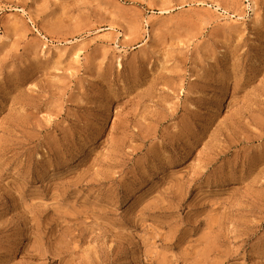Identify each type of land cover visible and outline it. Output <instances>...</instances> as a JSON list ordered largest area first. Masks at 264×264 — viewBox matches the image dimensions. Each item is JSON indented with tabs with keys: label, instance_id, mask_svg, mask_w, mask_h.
Returning a JSON list of instances; mask_svg holds the SVG:
<instances>
[{
	"label": "rangeland",
	"instance_id": "rangeland-1",
	"mask_svg": "<svg viewBox=\"0 0 264 264\" xmlns=\"http://www.w3.org/2000/svg\"><path fill=\"white\" fill-rule=\"evenodd\" d=\"M0 264H264V0H0Z\"/></svg>",
	"mask_w": 264,
	"mask_h": 264
}]
</instances>
